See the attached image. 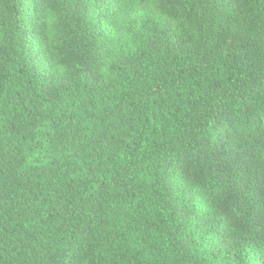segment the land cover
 Here are the masks:
<instances>
[{
    "label": "trees",
    "instance_id": "1",
    "mask_svg": "<svg viewBox=\"0 0 264 264\" xmlns=\"http://www.w3.org/2000/svg\"><path fill=\"white\" fill-rule=\"evenodd\" d=\"M0 264H264V0H0Z\"/></svg>",
    "mask_w": 264,
    "mask_h": 264
}]
</instances>
